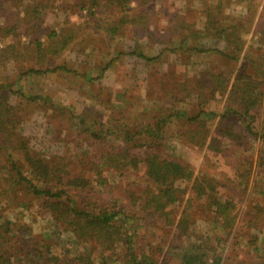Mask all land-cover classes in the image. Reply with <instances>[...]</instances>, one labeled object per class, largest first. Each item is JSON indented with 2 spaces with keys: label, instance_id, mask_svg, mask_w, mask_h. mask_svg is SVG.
<instances>
[{
  "label": "rangeland",
  "instance_id": "1",
  "mask_svg": "<svg viewBox=\"0 0 264 264\" xmlns=\"http://www.w3.org/2000/svg\"><path fill=\"white\" fill-rule=\"evenodd\" d=\"M111 1L0 0V126L11 121L0 130L7 134L13 129L16 146L8 149L0 140V231L9 237L6 243L0 241V251L13 259L17 254L19 261L14 264H67L87 247H94L93 256L102 254L107 264H128L126 240L118 241L113 249L87 238L79 241L74 232L61 228L63 223L47 209L45 198L29 192L24 179L16 181L15 161L23 163L24 170L33 168L42 158L55 165L54 169L65 163L64 180L91 177L92 185L101 189L94 192L87 187L82 194L81 187H69L81 206L85 200L105 204L120 200L131 214L133 229H137L136 244L158 262L180 264L182 249L177 246L181 241L176 224L188 209L191 219L198 220L196 227L203 230L206 242L220 249L222 264H264V226H260L264 210L255 208L264 205L260 140L250 136L236 140L219 134V116L206 117L207 122L199 124L185 117L205 107L221 113L227 95L218 89L228 83L230 87L243 65L245 52L240 59H232L194 47L227 49L223 38L204 35L209 19H251V29L243 33L244 50L249 44L258 46L261 33H256L264 28V0H131L129 12ZM37 5L44 7L43 14L36 11ZM126 13L142 16L136 22H121L120 17ZM115 23L117 32L109 28ZM241 25L243 32L246 25ZM137 50L161 56L149 60L133 53ZM252 51L256 55L264 52L257 47ZM57 65L66 68L26 73L31 67ZM207 69L214 73L212 77L204 73ZM255 76L264 78L261 72ZM185 87L191 88L189 92ZM174 111L186 114L166 117ZM258 111L256 127L260 129L264 107ZM8 112L15 117L13 121L1 122V116H8ZM82 118L86 128L95 126L102 135L108 130L106 140L92 137L82 127ZM162 118L167 120L160 123ZM149 123L160 133L138 135L135 145L139 149L134 146L133 150L143 153L141 145L146 140L154 141L163 155L191 164L195 175L216 176L228 183L225 192L237 200L234 212L238 218L234 230L223 240L207 235L211 227L204 218V199L196 198L191 181L182 182L186 196L168 211L174 216L173 224L160 212L143 209L149 181L144 168L103 170L108 184L98 185L100 176L91 169L89 160L107 155L114 146L121 149L125 145L116 134L120 126L137 130ZM196 128L209 130L202 140L205 146L186 140L185 133ZM234 129L242 132L241 127ZM216 140L222 142L224 150L209 149ZM21 141L29 151L18 148ZM245 156L254 158L253 171L248 189L237 197L244 185L232 175L245 163ZM229 176L232 178L228 180ZM189 199H193L192 204ZM258 230L262 232L258 240H251ZM256 241L259 250L255 249Z\"/></svg>",
  "mask_w": 264,
  "mask_h": 264
},
{
  "label": "trees",
  "instance_id": "2",
  "mask_svg": "<svg viewBox=\"0 0 264 264\" xmlns=\"http://www.w3.org/2000/svg\"><path fill=\"white\" fill-rule=\"evenodd\" d=\"M111 2L115 3L114 5L123 12L130 11L129 7L131 6V0H112ZM36 11L43 14L44 7L42 9L37 5ZM141 16H136L137 18H135L130 17L126 13L120 17V21L124 23H127L130 20L136 22L139 21L138 18L141 19ZM248 19L249 18H245V20L234 19L233 21L227 20L225 22H222L219 18L217 20L209 19L204 35L223 38L227 42V49L207 48L204 46L194 47L199 52L206 50L215 51L232 59H240L242 53L245 52L243 55V65L230 87H228V83L223 88L218 89V91L227 95V103L221 113H218L215 110H205L207 109L205 107L197 113L185 115V117L189 122H195L198 120L197 124H199L207 122L204 119L206 117L219 116V134H222L223 136L225 135L226 137H235L236 140L245 139L246 136L253 137L254 140H260L262 146L259 148L258 161L259 167L264 172V118L260 129L256 127L258 112L260 113L258 109L264 107V78L261 79L255 76L258 72H261L264 75V52L260 55H256L254 54L255 51H252V49L255 50L256 47L264 51V28L257 29V33L256 30L254 31L256 34L261 33V38L257 41L258 46L249 44L246 46V50H244L246 45L244 34L252 27V20ZM241 23L246 25L247 30L245 29L242 32L243 25H241ZM116 25L117 24L115 23L114 26L109 28L114 30V32H117L119 26ZM173 48L174 47H171L170 49ZM133 53H138L139 56L149 60L157 59L161 56V54L149 56L140 50L133 51ZM250 62L251 68H248ZM60 68L64 69L66 66L57 65L52 68L31 67L26 73L39 74ZM245 69L246 72H244ZM208 71L209 69L205 70L204 73L207 72L208 75L212 77L214 73ZM185 89L189 92L191 88L185 87ZM193 93H195L194 90ZM182 114H186V112L178 113L174 111L166 117H173L176 115L181 116ZM14 118L13 114L8 112V116H5L4 118L1 116V119H3L1 122L6 123ZM199 119L201 120L199 121ZM83 120L84 118H82L81 121ZM164 120L166 121L167 118H162V120L159 119V122L162 123ZM84 122L85 121L81 122V124H84ZM8 124H11V121L0 126V129H5ZM83 124L82 127H84L92 137L102 140H106L108 137V130H105L106 135H102L97 131L95 126L92 128H86ZM236 126L242 128L241 133L234 129ZM100 127L105 129V126L101 125ZM120 127L116 134L118 138L122 137L124 139L123 141L125 145L121 149H117L116 146H114L112 148L113 150H109L107 155L89 160L91 169H95L97 175L100 176L97 177L100 181L98 185L105 187L108 184V178L103 175V170L109 171L113 168L120 170L144 168L149 181L145 188V193L147 195L145 197L143 209L148 212L150 210L160 212L163 214L161 216L164 217L165 220L167 217L168 221L173 224L174 216L172 212L170 213L168 211L172 206L183 201L186 196L187 189L182 186V182L191 181V188L195 192L196 198L204 199V203L202 204L204 218L211 227V231L208 230L207 235L211 234L216 236L217 239L221 241L234 230L238 218V213L234 211L238 202L233 198V195L230 192H225V187L228 186L227 182H224L216 176L195 175V170L191 164L163 155L160 150L157 149L154 141L146 140L144 144L141 145L144 150L143 153L133 150V147L137 144L136 138L138 135L143 133H160L154 128L152 123L144 125L141 129L137 130L129 129L124 126ZM197 129L198 128L190 129L191 131L186 132V140L189 142L191 141L192 143L195 142L200 146H205L206 142L202 140L205 139L206 132L209 130L204 129L202 131ZM193 130H196V132L193 133ZM243 130L246 132H243ZM14 134L15 132L13 129H10L7 134L0 130L1 144L7 146L8 149H11V147L16 148V146H14L15 141H13ZM217 141L218 140L211 142L209 144V149L220 152L224 149L222 148V142L218 143ZM110 142L112 141L110 140ZM17 143L19 142L17 141ZM18 148H25L28 151L30 149L24 141H21ZM136 148L139 149V146L137 145ZM13 151L16 150L13 149ZM244 159L245 163L243 162V165L240 164L238 171L232 175H236V179L240 181V184L244 185V189L236 193L237 197L240 196L241 192L248 189L250 175L253 171L252 165L254 158L251 156H245L243 160ZM23 166V163L19 164L15 161L13 168L16 172H13V175H16V181L19 182L24 179L30 188V190L28 189L29 192H33L34 195L45 198V205L48 207L47 209L51 211L57 220L61 221V224L63 223L61 228L65 231L74 232L79 241L85 242L87 238V240H93L96 243H101L106 248L113 249L118 241L126 240L128 264H170L167 260L161 262L156 261L152 254L143 252L144 250L140 245L136 244L135 237L137 235V229H133L129 220L131 214L123 203L120 204V200H118L119 202L117 200H111L108 204L97 201L90 202L91 200L87 203L85 200L83 206L79 204L78 198L74 197V195L68 191V188L74 186L81 187L83 190L82 194H84L87 187L88 189L94 190V192H100V188L92 185L93 180L91 177H88L87 179L86 177H76L64 180L65 178L63 175H65V163H61L54 169L55 165L42 158H39L35 162L33 168L28 167V169L23 170ZM231 178L232 177L229 176L228 180ZM262 184L264 185V180L262 181ZM188 202L189 204H192L193 199H189ZM255 208L258 210H264V205L257 204ZM251 214V221L253 223L254 215L252 212ZM190 216L191 214L188 213V209H185L184 215L181 216L176 224L178 228L177 236L180 237L181 241V246H179V244L177 246L179 249H182L179 256L180 264H222L223 256L220 254V249L213 243L208 244V242H206L205 233L203 230L196 227L198 220H192ZM1 219L2 216L0 217V220ZM257 222L258 220H255L256 224ZM192 225L195 226L192 227ZM260 226H264V223L260 224ZM2 227L6 228V225H3ZM12 228H7V230H11ZM261 229L264 230V228ZM261 233V230L254 232L251 240H258ZM0 237L4 238V240H0L3 243H6L7 238H9L2 231H0ZM254 244L255 249L259 250L260 248L257 241ZM93 248L90 249L87 247L84 252L73 256V261L68 262L67 264H80V261L83 264H107V258L102 256V254H100V256L97 255V259L94 257L95 255L93 256V254H96V250ZM15 261H19L17 254L13 259L0 251V264H14Z\"/></svg>",
  "mask_w": 264,
  "mask_h": 264
}]
</instances>
